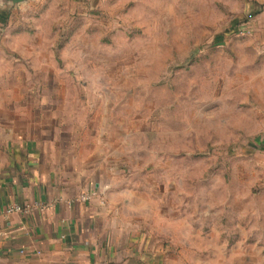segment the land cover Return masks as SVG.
I'll list each match as a JSON object with an SVG mask.
<instances>
[{"label": "rangeland", "instance_id": "rangeland-1", "mask_svg": "<svg viewBox=\"0 0 264 264\" xmlns=\"http://www.w3.org/2000/svg\"><path fill=\"white\" fill-rule=\"evenodd\" d=\"M2 90L111 102L162 264H264V0H0Z\"/></svg>", "mask_w": 264, "mask_h": 264}, {"label": "crops", "instance_id": "crops-1", "mask_svg": "<svg viewBox=\"0 0 264 264\" xmlns=\"http://www.w3.org/2000/svg\"><path fill=\"white\" fill-rule=\"evenodd\" d=\"M18 89L36 90L29 80ZM63 90L59 100L9 99L2 90L0 264H162L146 203L125 175L122 139L111 137V102L101 118ZM17 205L28 211L8 212Z\"/></svg>", "mask_w": 264, "mask_h": 264}, {"label": "built area", "instance_id": "built-area-1", "mask_svg": "<svg viewBox=\"0 0 264 264\" xmlns=\"http://www.w3.org/2000/svg\"><path fill=\"white\" fill-rule=\"evenodd\" d=\"M97 195V192H91V193H83L81 195H79V199L80 200H89L91 199L93 196ZM22 211H28L26 208H23L22 206H14L8 209L9 213L12 212H22Z\"/></svg>", "mask_w": 264, "mask_h": 264}, {"label": "water", "instance_id": "water-1", "mask_svg": "<svg viewBox=\"0 0 264 264\" xmlns=\"http://www.w3.org/2000/svg\"><path fill=\"white\" fill-rule=\"evenodd\" d=\"M3 1L6 2L8 5L16 6V5H19L21 3L27 2L29 0H3Z\"/></svg>", "mask_w": 264, "mask_h": 264}]
</instances>
